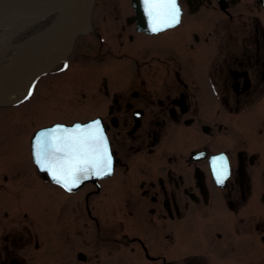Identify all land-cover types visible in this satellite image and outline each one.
Segmentation results:
<instances>
[{
  "label": "flooded vegetation",
  "instance_id": "flooded-vegetation-1",
  "mask_svg": "<svg viewBox=\"0 0 264 264\" xmlns=\"http://www.w3.org/2000/svg\"><path fill=\"white\" fill-rule=\"evenodd\" d=\"M49 2L31 34L63 48L38 82L56 93L63 78L72 101L67 72L101 67L89 89L76 79L93 107L54 123L99 118L114 173L74 191L45 181L38 217L0 218V264H264V0H177L180 22L159 32L134 0H95L74 41L84 17L66 30Z\"/></svg>",
  "mask_w": 264,
  "mask_h": 264
},
{
  "label": "rangeland",
  "instance_id": "rangeland-1",
  "mask_svg": "<svg viewBox=\"0 0 264 264\" xmlns=\"http://www.w3.org/2000/svg\"><path fill=\"white\" fill-rule=\"evenodd\" d=\"M31 33L32 26H29L18 36V40L25 39ZM100 69L98 64L88 59L76 62L67 72L69 77L75 78V83L70 84L72 101L67 95V88L62 84L63 78L54 81L56 93L48 89L49 81L43 79L44 82L40 81L37 86L36 96L28 102L19 106L0 107V218L6 217L5 226L8 228L19 219H22L23 224H29L32 215L38 217L34 213L38 201L35 195L38 196L39 190L48 187L40 175L35 173L30 138L41 126L51 125L57 120L78 119L84 115L85 109L93 107L90 102L86 103V107L79 105L78 100H83L80 101L82 97L77 96V93L82 82L88 89L92 86L91 81L100 73ZM77 77L80 83L76 82ZM87 116L92 117L90 114ZM115 182L116 179L112 180V183ZM25 217L28 219L25 220Z\"/></svg>",
  "mask_w": 264,
  "mask_h": 264
},
{
  "label": "snow or ice",
  "instance_id": "snow-or-ice-1",
  "mask_svg": "<svg viewBox=\"0 0 264 264\" xmlns=\"http://www.w3.org/2000/svg\"><path fill=\"white\" fill-rule=\"evenodd\" d=\"M143 4L145 13L152 22V32H159L180 22L177 0H143ZM60 127L47 131L55 133ZM37 136L43 137L44 133H38ZM38 148V154L43 157L44 162L51 165L50 170L58 173L54 178L63 182L69 190L77 186L82 173L87 178L86 174L90 170L95 175H107L111 170L107 139L99 120L83 127L76 125L74 129H65L63 135H53L40 141ZM212 164L218 183H223L228 175L226 159L217 158Z\"/></svg>",
  "mask_w": 264,
  "mask_h": 264
},
{
  "label": "bare ground",
  "instance_id": "bare-ground-1",
  "mask_svg": "<svg viewBox=\"0 0 264 264\" xmlns=\"http://www.w3.org/2000/svg\"><path fill=\"white\" fill-rule=\"evenodd\" d=\"M22 5L26 8L29 7L26 3ZM74 22L75 16L69 20L66 30ZM15 24L16 18L13 17L12 12L0 13V86L6 84L9 77L7 90L0 100L2 104L17 102L22 99L32 76L40 70L49 69L63 48L61 41L50 44L49 39H47L49 33L45 31L32 34L31 37L34 36L32 40L30 37L18 40V36L11 29ZM23 27H20V33L23 32ZM10 32H13L15 36L10 35ZM39 34L41 37L38 36ZM16 58H19V61L14 71L10 72L11 64Z\"/></svg>",
  "mask_w": 264,
  "mask_h": 264
},
{
  "label": "water",
  "instance_id": "water-1",
  "mask_svg": "<svg viewBox=\"0 0 264 264\" xmlns=\"http://www.w3.org/2000/svg\"><path fill=\"white\" fill-rule=\"evenodd\" d=\"M72 1L74 2V4L73 5L71 4L69 7H67L65 9L66 15L62 19L61 25L65 24V22H67V20L70 18V16L72 15V13L74 11L75 5H77L80 2H82V8H81V12H80L81 16L83 15L84 12H86L87 15H89V13H90V10H91L90 8H91V4H92L93 0H72ZM25 3L31 4L32 1L28 0ZM134 6H135L136 10L144 16V19L148 18V16L145 13V6L143 4V0H134ZM8 7H11L13 12L20 16V19H18L16 22L17 23L16 27L19 24L25 22L26 20H32L34 17V14L32 12L26 13L23 11L24 9H23L20 2L18 3L16 0H0V13L2 11H4L5 9H7ZM149 22H151V20ZM82 31H83L82 25H81V23H78L72 32L71 38L73 39L74 37H76V35L78 33H81ZM38 36L41 37L40 34ZM30 38L32 40L34 38V36H32ZM18 61H19V58H16L14 60V62L11 64L10 72L14 71ZM8 82H9V77L7 78L6 84H3L0 86V99L2 98V95L4 94V92L7 90ZM90 124H92V122L88 123L86 125H90ZM83 126H85V125H81V127H83ZM92 171L93 170H90L88 173H92Z\"/></svg>",
  "mask_w": 264,
  "mask_h": 264
}]
</instances>
